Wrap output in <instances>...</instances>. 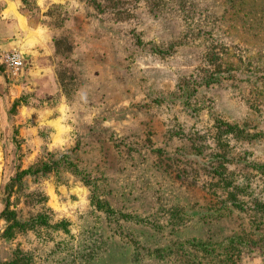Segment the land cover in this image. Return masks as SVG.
Here are the masks:
<instances>
[{"label": "rangeland", "instance_id": "rangeland-1", "mask_svg": "<svg viewBox=\"0 0 264 264\" xmlns=\"http://www.w3.org/2000/svg\"><path fill=\"white\" fill-rule=\"evenodd\" d=\"M10 49L0 264H264V0H0Z\"/></svg>", "mask_w": 264, "mask_h": 264}, {"label": "built area", "instance_id": "built-area-1", "mask_svg": "<svg viewBox=\"0 0 264 264\" xmlns=\"http://www.w3.org/2000/svg\"><path fill=\"white\" fill-rule=\"evenodd\" d=\"M0 66L7 78L17 79L24 68V60L17 50L5 51L0 55Z\"/></svg>", "mask_w": 264, "mask_h": 264}, {"label": "crops", "instance_id": "crops-1", "mask_svg": "<svg viewBox=\"0 0 264 264\" xmlns=\"http://www.w3.org/2000/svg\"><path fill=\"white\" fill-rule=\"evenodd\" d=\"M21 22V21H20ZM20 24H22V23H20ZM12 45H14V44H5V45H3L2 47H1V49H9V48H11L12 47ZM11 50V49H10ZM9 51V50H8ZM23 71H24V68H23ZM21 74H22V72H21ZM21 77V75L19 76V78ZM54 79L56 80V78L54 77ZM29 80H32V81H34L33 79H29ZM55 80H49L48 79V77H46L45 78V76L43 77H37L36 79H35V81L36 82H39V84H41V86H42V84H43V89H40V90H37L38 92H39V94L40 95H42V96H47V95H50V94H52V93H54L56 90H54V89H57L58 90V94H59V96H60V98H62V96H63V94H62V92L60 91L61 89V87H60V84H59V82H57V80H56V84H55ZM30 83V82H29ZM56 85V86H55ZM38 94V95H39Z\"/></svg>", "mask_w": 264, "mask_h": 264}, {"label": "trees", "instance_id": "trees-1", "mask_svg": "<svg viewBox=\"0 0 264 264\" xmlns=\"http://www.w3.org/2000/svg\"><path fill=\"white\" fill-rule=\"evenodd\" d=\"M23 60H24V58H23ZM25 66V65H24Z\"/></svg>", "mask_w": 264, "mask_h": 264}, {"label": "bare ground", "instance_id": "bare-ground-1", "mask_svg": "<svg viewBox=\"0 0 264 264\" xmlns=\"http://www.w3.org/2000/svg\"><path fill=\"white\" fill-rule=\"evenodd\" d=\"M23 72V71H22ZM20 76V75H19Z\"/></svg>", "mask_w": 264, "mask_h": 264}]
</instances>
